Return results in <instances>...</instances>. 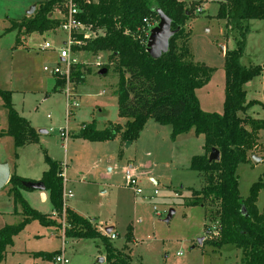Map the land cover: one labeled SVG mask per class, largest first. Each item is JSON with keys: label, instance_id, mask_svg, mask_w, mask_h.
<instances>
[{"label": "rangeland", "instance_id": "374dc122", "mask_svg": "<svg viewBox=\"0 0 264 264\" xmlns=\"http://www.w3.org/2000/svg\"><path fill=\"white\" fill-rule=\"evenodd\" d=\"M43 1L0 0V89L12 91L14 108L30 120L38 133V142L16 150L11 137L0 138V160L11 158L16 163L10 174L37 181L48 167L44 154L60 162L64 189L72 192L64 198V204L91 218L114 247L128 254L131 264H240L241 250L234 245L224 244L218 249L205 241L217 233L216 219L208 216L209 211L214 215L215 206L188 204L192 191L203 185L202 176L190 168L192 156L204 152L202 134L196 135L190 130L171 139L170 125L149 119L143 132L129 144L119 136L113 140L92 141L73 135L92 119L99 129L109 122L122 121L117 115L114 94L117 74L111 65L105 73H99L108 62L106 53L71 52L70 56L89 72L77 85L67 83L76 93L78 106L72 107L66 116V82L55 87L54 74L43 70L45 66L64 67L59 48L65 34L57 27L42 33L32 32L28 38L22 32L18 34L17 29H10L13 22L31 16ZM183 1L196 2L185 22L190 58L212 69L208 81L196 90V96L202 109L221 112L224 101L221 46L235 47L233 36L223 35L224 21L215 17L223 0ZM32 5L35 9L28 15ZM57 14L52 10L49 16ZM248 24L249 52L240 59L244 65L264 60V20L251 19ZM45 42L51 47L42 48ZM252 81L257 83L259 77ZM246 91L249 99L264 100L262 93L248 87ZM246 114L264 119V108L254 105ZM4 126L6 111L0 99V127ZM40 129L46 131L38 132ZM61 131L67 132L65 139L60 136ZM260 136L261 145L254 153L260 161L251 160L237 166L242 198L264 171V129ZM14 151L18 155L15 159ZM129 165H133L138 178V194L125 184L123 170ZM10 187L7 182L0 189V227L22 219L19 205L8 194ZM21 192L31 207L42 213L53 212L48 190L20 189ZM256 205L259 210L264 209L263 190L258 194ZM170 210L173 212L167 219ZM61 214L62 219L57 213L52 214L61 229L36 220L27 223L14 237L11 250L1 264H58L40 252L58 251V254L62 250L68 260L66 264H106L100 238L65 237L64 210ZM107 227L111 231L105 233ZM128 230L131 231L129 241L126 240ZM111 233L114 238L109 236Z\"/></svg>", "mask_w": 264, "mask_h": 264}, {"label": "trees", "instance_id": "16d2710c", "mask_svg": "<svg viewBox=\"0 0 264 264\" xmlns=\"http://www.w3.org/2000/svg\"><path fill=\"white\" fill-rule=\"evenodd\" d=\"M61 0H45L38 4L29 17L13 22L10 29L18 34L44 32L59 27L60 20L49 16ZM196 6L183 0H96L80 3L77 18L89 26L94 36L83 38L81 52H104L107 64L117 74L114 94L117 115L122 121L109 122L97 128L96 121L83 123L73 135L92 141L113 140L117 136L127 144L139 137L149 119L171 127V139L193 130L204 137L203 154L194 155L190 168L197 171L203 185L192 191L189 205L215 206L208 216L217 221L215 236L205 238L215 248L232 244L241 250L240 264H264V209L256 205L258 194L264 191V171L252 182L246 197L238 188L237 166L251 161V155L261 145L260 132L264 119L254 118L246 111L258 100H246L245 84L263 73L262 95L264 99V63L244 65L240 59L245 51L249 20H264V0L220 1L216 18L224 21L226 38L235 40V47L224 49V101L221 112L202 109L196 90L210 78L212 69L190 58L187 47L189 32L185 22ZM161 9L171 20V28L179 27L169 39L167 52L153 58L146 51L142 28L149 21H158L156 9ZM225 38V37H224ZM89 72L79 63L69 69V82L77 85ZM54 86L65 80L54 75ZM12 91L0 89V99L6 111V126L0 136L12 138L15 150L28 143L38 142V133L30 122L21 116L12 103ZM212 148L219 151V160L209 161ZM264 149V148H263ZM264 157V156H263ZM13 158H17L14 151ZM47 169L40 180L49 191L53 212L61 219L64 210L63 234L69 238H100L105 248L106 264H131L128 254L114 247L108 236L101 232L92 219L84 217L68 206H63V177L61 163L44 154ZM29 179L10 174L8 194L18 204L22 219L17 223L0 227V262L5 258L14 237L32 220L44 225L62 228L52 218V213H42L31 207L21 195L20 189H30L23 183ZM16 206L14 213H16ZM207 227V226H206ZM207 229V228H206ZM131 238L128 230L126 240ZM56 252H40L53 258Z\"/></svg>", "mask_w": 264, "mask_h": 264}, {"label": "built area", "instance_id": "2783aa9c", "mask_svg": "<svg viewBox=\"0 0 264 264\" xmlns=\"http://www.w3.org/2000/svg\"><path fill=\"white\" fill-rule=\"evenodd\" d=\"M96 0H61L59 4H57L54 8L55 11L58 12L55 15V18L60 20L59 28L65 34V37L60 42L59 55L62 61L64 62V67H60L56 65L54 67H43L44 71H47L51 74L62 77L65 82V93H66V116L70 114L71 108L78 106V103L75 102L76 95L73 92V88H69V69L72 64L77 63V60L70 56L71 52L79 51L73 50L74 46L80 49L83 44V38H91L94 36V33L91 31L90 27L83 24L78 18L77 15L80 11V3H91ZM157 22L152 20L149 21L146 28H142L143 36L145 37L144 43L146 44V40L149 34V30L153 27ZM93 35V36H91ZM51 47L48 42H45L42 45V48ZM68 83V84H67ZM60 136L62 139H65L67 136L66 131H61ZM125 184L128 187H131L136 194L140 193V189L138 188V178L135 174V169L132 165L126 166L123 170ZM71 191L63 189L62 198H63V206H64V198L70 197ZM64 217V216H63ZM111 238H114V234L109 235ZM54 261L58 264H66L68 262L67 258L64 256L63 252L56 254L53 257Z\"/></svg>", "mask_w": 264, "mask_h": 264}, {"label": "water", "instance_id": "95a60500", "mask_svg": "<svg viewBox=\"0 0 264 264\" xmlns=\"http://www.w3.org/2000/svg\"><path fill=\"white\" fill-rule=\"evenodd\" d=\"M35 9V5H32L30 10L28 11V15H31ZM156 13L158 16L157 23L150 28L149 34L146 40V51L150 54L153 58L160 57L163 53L167 52L169 39L178 31L179 27L171 28V20L170 18L163 13L161 9H156ZM221 50L223 51V46H221ZM106 68H102L99 70V73H105ZM46 130H39L38 132H45ZM251 160L254 163L260 161L256 154L251 155ZM209 161L212 160H219V151L216 148H212L208 154ZM10 177V168L7 162H0V189L8 182ZM26 187L32 190H44L45 185L41 180L33 181L27 180L23 183ZM172 210H170V214L168 215L167 219L170 218L172 214ZM105 233L111 231L110 227H107Z\"/></svg>", "mask_w": 264, "mask_h": 264}, {"label": "crops", "instance_id": "0c3cea01", "mask_svg": "<svg viewBox=\"0 0 264 264\" xmlns=\"http://www.w3.org/2000/svg\"><path fill=\"white\" fill-rule=\"evenodd\" d=\"M53 18H55V16H53ZM58 29L60 30V28L58 27ZM250 27H249V32H250ZM248 32V33H249ZM32 33H30V34H28V36H26V37H31L30 35H31ZM248 35V34H247ZM247 40H248V38H247V36H246V44H245V51H244V54H243V56L246 54V53H248L249 51H248V42H247ZM227 42V41H226ZM18 43H20V42H18ZM17 43V44H18ZM223 46V45H222ZM225 47H226V45L225 46H223V51L222 52H224V49H225ZM104 53V52H103ZM242 56V57H243ZM241 57V58H242ZM61 59V58H60ZM62 60V59H61ZM264 63V60L263 61H261V62H258V63H254V64H263ZM55 77V76H54ZM257 77V76H256ZM256 77H254V78H256ZM259 81L257 82V83H255V82H253L252 81V79L250 80V81H248L246 84H245V89H247V87L249 88V89H251L252 91H255V92H258V93H262V87H263V73L262 74H260L259 76ZM56 78V77H55ZM253 78V79H254ZM54 84H55V79H54ZM259 88V89H258ZM75 93V92H74ZM75 95H76V93H75ZM12 96V95H11ZM48 96V95H47ZM246 100L248 101V100H258L259 102H261V103H259V105H261L263 108H264V100H259V99H255V98H251V99H249L248 97H247V91H246ZM255 105H257V104H255ZM254 106V105H253ZM18 112V111H17ZM19 113V112H18ZM21 115V114H20ZM21 116H23V115H21ZM24 117V116H23ZM28 120V119H27ZM29 122H30V120H28ZM30 124H31V122H30ZM32 125V124H31ZM33 126V125H32ZM34 127V126H33ZM5 128V126L4 127H0V131L2 130V129H4ZM35 128V127H34ZM98 128V127H97ZM145 128V127H144ZM144 128H143V130H144ZM143 130L140 132V133H142L143 132ZM140 135V134H139ZM5 137H7L6 135H4V136H0V138H5ZM17 157H18V155H17ZM13 159H11V158H9V159H2V160H0V162H7L8 164H9V168H10V173H11V171H12V169H13V167H14V170H15V161H12ZM133 166V165H132ZM62 171H63V169H62ZM62 177H63V173H62ZM38 180H40L39 178H38ZM66 181H67V179H66ZM63 189H64V177H63ZM71 191V190H70ZM71 194H72V192H71ZM21 195L23 196V194H22V192H21ZM67 205H65L64 204V207H66ZM69 208H71V209H73L72 207H70V206H68ZM75 211V210H74ZM76 212V211H75ZM50 213H52L53 214V212H50ZM79 214V213H78ZM83 216V215H82ZM62 219V218H61ZM91 219V218H90ZM64 225H65V221H64ZM63 232V231H62ZM13 245V244H12ZM11 247L12 246H10L9 248H8V251H7V253L11 250ZM63 251V250H62ZM6 253V254H7ZM5 257H6V255H5ZM5 259H3L2 260V262L4 261ZM2 262H0V264L2 263Z\"/></svg>", "mask_w": 264, "mask_h": 264}]
</instances>
